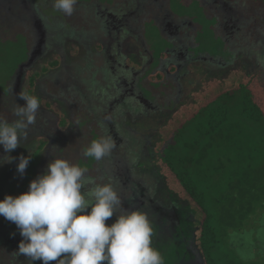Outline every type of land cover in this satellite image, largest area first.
Segmentation results:
<instances>
[{
    "label": "rangeland",
    "instance_id": "1",
    "mask_svg": "<svg viewBox=\"0 0 264 264\" xmlns=\"http://www.w3.org/2000/svg\"><path fill=\"white\" fill-rule=\"evenodd\" d=\"M161 1L77 0L68 16L54 8V0H0V90L19 72L13 88L18 95L24 73L37 72L57 57L59 68L40 76L37 92L64 114L59 126L54 112L40 105L27 139L10 153L0 146V200L11 187L18 195L27 192L52 158L66 159L88 169L87 176L97 183L111 178L125 208L147 213L152 246L161 253L163 264H191L181 250L184 214L164 202V187L148 168L150 133L167 117V111L154 103L176 101L181 93L184 97L201 81L229 72L230 67L222 68V53L194 46L181 50L177 42L171 43ZM173 66L179 69L178 79L170 83L179 91L171 98L160 94L147 76ZM185 66L192 67V76L183 75ZM24 103L19 98L1 99L0 117L12 122L13 107ZM104 135L115 142L111 154L99 161L84 157L90 142ZM226 139L214 143L220 153L225 152ZM6 155L14 158L12 162H3ZM21 155L31 156L23 175L17 171ZM261 156L264 162V152ZM263 212L245 228L257 225ZM115 219L114 214L106 224ZM22 239L17 226L0 216V264H28L30 258L17 253ZM259 262L264 264V256Z\"/></svg>",
    "mask_w": 264,
    "mask_h": 264
},
{
    "label": "trees",
    "instance_id": "2",
    "mask_svg": "<svg viewBox=\"0 0 264 264\" xmlns=\"http://www.w3.org/2000/svg\"><path fill=\"white\" fill-rule=\"evenodd\" d=\"M161 5L171 43L181 50L194 46L222 53V68L230 71L201 81L185 98L181 93L176 101L154 103L168 113L150 133L148 168L164 187V202L184 214L181 250L191 264H260L241 260L228 241L232 231L264 211V0H162ZM59 65L56 57L37 72L28 70L22 91L37 96L61 126L64 114L57 104L37 92L40 76ZM178 70L163 68L147 81L172 98L178 88L170 82L178 79ZM185 74L192 76V67L185 66ZM18 75L2 85L0 101L19 98L13 89ZM222 138H227L224 153L214 144ZM8 195L18 192L11 187Z\"/></svg>",
    "mask_w": 264,
    "mask_h": 264
},
{
    "label": "clouds",
    "instance_id": "3",
    "mask_svg": "<svg viewBox=\"0 0 264 264\" xmlns=\"http://www.w3.org/2000/svg\"><path fill=\"white\" fill-rule=\"evenodd\" d=\"M77 0H54V8L70 16ZM9 122L0 117V146L10 153L27 139L29 126L36 123L39 98L24 91ZM116 147L110 135L94 139L83 156L96 161ZM14 158L4 157L10 163ZM31 156L19 157L17 171L23 175ZM88 169L55 157L45 172L33 179L28 191L0 200V216L13 222L22 240L17 253L42 264H163L161 253L152 246L153 227L147 213L129 210L113 186L97 183ZM90 185V186H89ZM116 215L111 225L106 221Z\"/></svg>",
    "mask_w": 264,
    "mask_h": 264
},
{
    "label": "water",
    "instance_id": "4",
    "mask_svg": "<svg viewBox=\"0 0 264 264\" xmlns=\"http://www.w3.org/2000/svg\"><path fill=\"white\" fill-rule=\"evenodd\" d=\"M229 246L244 262H259L264 256V212L257 225L232 231Z\"/></svg>",
    "mask_w": 264,
    "mask_h": 264
}]
</instances>
